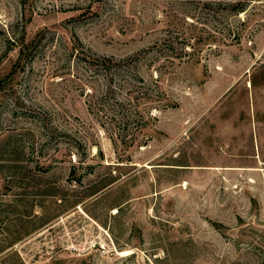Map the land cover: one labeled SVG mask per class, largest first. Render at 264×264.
<instances>
[{"label": "rangeland", "instance_id": "1", "mask_svg": "<svg viewBox=\"0 0 264 264\" xmlns=\"http://www.w3.org/2000/svg\"><path fill=\"white\" fill-rule=\"evenodd\" d=\"M0 264H264V0H0Z\"/></svg>", "mask_w": 264, "mask_h": 264}, {"label": "trees", "instance_id": "2", "mask_svg": "<svg viewBox=\"0 0 264 264\" xmlns=\"http://www.w3.org/2000/svg\"><path fill=\"white\" fill-rule=\"evenodd\" d=\"M95 61L96 62L93 65L96 68V70L100 71V73H102L104 77H108V83L110 85L109 94H111V92L113 91V88H112V82L110 80L113 81L114 73L121 71L125 67V63L120 62V61H114L113 58H107V57L103 59L97 58ZM105 101H109V99ZM105 101L103 100V102ZM90 105L92 106V104ZM114 113H115L114 115L116 116H114L112 119L117 120V122L119 121V123L127 122L129 120L128 118H126L125 114L124 113L122 114V112L120 111L115 110ZM116 117H119V118H116Z\"/></svg>", "mask_w": 264, "mask_h": 264}]
</instances>
